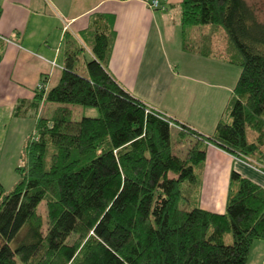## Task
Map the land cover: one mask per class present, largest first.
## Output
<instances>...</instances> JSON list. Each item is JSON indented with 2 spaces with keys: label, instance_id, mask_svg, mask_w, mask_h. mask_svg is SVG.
Instances as JSON below:
<instances>
[{
  "label": "trees",
  "instance_id": "1",
  "mask_svg": "<svg viewBox=\"0 0 264 264\" xmlns=\"http://www.w3.org/2000/svg\"><path fill=\"white\" fill-rule=\"evenodd\" d=\"M180 8L184 27L209 31L186 48L208 56L218 42L215 54L241 67L228 120L205 136L132 96L106 69L113 33L94 30L65 53L58 83L38 87L29 104L37 116L17 180L8 191L0 182V264H247L253 242L264 240V188L238 172L222 213L199 204L210 143L264 155V23L246 0ZM43 100L57 104L47 117L37 112ZM69 105L99 114L75 120ZM172 127L193 141L184 156Z\"/></svg>",
  "mask_w": 264,
  "mask_h": 264
},
{
  "label": "crops",
  "instance_id": "2",
  "mask_svg": "<svg viewBox=\"0 0 264 264\" xmlns=\"http://www.w3.org/2000/svg\"><path fill=\"white\" fill-rule=\"evenodd\" d=\"M149 1L0 0V182L4 176L17 179L25 139L35 128L29 106L35 90L55 86L65 53L85 47L96 29L113 33L106 69L132 96L205 136L221 117L228 120L225 109L236 82L226 67L231 63L215 54L223 44L214 41L208 56L186 48L202 29L182 25V0H159L157 8ZM87 51L79 54V67ZM231 171L264 188V172L209 145L202 208L224 211ZM247 264H264V240L253 242Z\"/></svg>",
  "mask_w": 264,
  "mask_h": 264
},
{
  "label": "rangeland",
  "instance_id": "3",
  "mask_svg": "<svg viewBox=\"0 0 264 264\" xmlns=\"http://www.w3.org/2000/svg\"><path fill=\"white\" fill-rule=\"evenodd\" d=\"M246 1L248 4H250L254 8V10L256 12L257 19L264 23V0H246ZM215 31H217V30H215ZM208 32L209 31H207L206 33H208ZM219 32H221V31H219ZM206 33L201 31V32L195 33L194 36L198 38V36L206 34ZM215 35L218 37L222 36L224 38V35L222 33L216 32ZM226 67L229 70V73L232 75V78L236 82L238 77H239L241 67L236 65V64H227ZM56 105H57L56 103H51V102H48L46 100H43L40 103L39 108L37 110L38 116H44V117L49 116L51 114V112L53 111V109L56 107ZM69 106L73 109V118L75 120H79L82 116L96 117L99 114L98 109L94 108V107H83L80 105H69ZM36 116L37 115L35 114V112H32V115H31L32 119L33 118L35 119ZM171 129H172V144H173L174 152H176L180 156H184L185 153L187 152V150L189 149V147L193 144V141L188 136H186L184 134L180 135L177 128L172 127ZM255 136H256V133H254L253 131H249V139L250 140H253L255 138ZM209 145L215 146L214 144H211V143ZM232 156L244 161V163H246V164H249L251 166L252 165L256 166L258 170L262 169L264 167V155H262V153H255L251 157H246V158H244L242 155H232ZM262 156H263V158H262ZM14 180L15 179H9L8 176L2 177L1 183H2V185L6 191L11 189V187L14 184L13 183ZM39 212L42 215H45L44 204H41L39 206Z\"/></svg>",
  "mask_w": 264,
  "mask_h": 264
},
{
  "label": "built area",
  "instance_id": "4",
  "mask_svg": "<svg viewBox=\"0 0 264 264\" xmlns=\"http://www.w3.org/2000/svg\"><path fill=\"white\" fill-rule=\"evenodd\" d=\"M148 3H149V6L152 7V8H157V7L160 6V1L159 0H150Z\"/></svg>",
  "mask_w": 264,
  "mask_h": 264
}]
</instances>
